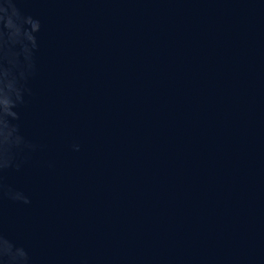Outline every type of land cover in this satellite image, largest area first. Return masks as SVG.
Segmentation results:
<instances>
[{"label": "water", "instance_id": "obj_1", "mask_svg": "<svg viewBox=\"0 0 264 264\" xmlns=\"http://www.w3.org/2000/svg\"><path fill=\"white\" fill-rule=\"evenodd\" d=\"M0 264H264V0H0Z\"/></svg>", "mask_w": 264, "mask_h": 264}]
</instances>
